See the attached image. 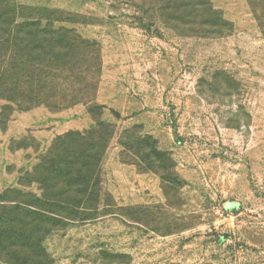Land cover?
<instances>
[{
	"label": "rangeland",
	"instance_id": "1",
	"mask_svg": "<svg viewBox=\"0 0 264 264\" xmlns=\"http://www.w3.org/2000/svg\"><path fill=\"white\" fill-rule=\"evenodd\" d=\"M15 2L75 33L36 98L69 106L0 127V214L28 221L58 136L105 148L86 192L48 190L81 203L30 227L42 259L0 264H264V0Z\"/></svg>",
	"mask_w": 264,
	"mask_h": 264
},
{
	"label": "trees",
	"instance_id": "2",
	"mask_svg": "<svg viewBox=\"0 0 264 264\" xmlns=\"http://www.w3.org/2000/svg\"><path fill=\"white\" fill-rule=\"evenodd\" d=\"M165 1L171 3V0ZM18 10L19 5L15 0H0V100L4 101L0 106L1 128L6 126L15 111H27L39 105L51 109L69 106L60 102L49 104L36 101V98L53 89L52 80L58 77L57 73L63 68L55 51L67 46L58 44L56 39L75 32L53 26L50 30H44L37 28L36 23L18 22ZM47 19L52 23L56 21ZM90 133L92 131L65 132L56 138V141L61 140L60 143L56 146L55 141L47 155L40 157L34 173L41 171L51 177L44 175L38 180L43 185L41 199L31 203L14 200L30 209L26 215L28 221L0 214V257H10L21 262L35 254L38 259H42L39 250H35V253L31 251V246H37L38 238L30 242L33 232L30 227L37 229L38 225L44 224L45 213L62 212L66 207H77L81 203L68 196L63 200L56 196L53 198L48 190L62 185V192L66 194L72 191L86 192L92 172L99 165L105 148L100 140L88 143V148L82 145Z\"/></svg>",
	"mask_w": 264,
	"mask_h": 264
},
{
	"label": "crops",
	"instance_id": "3",
	"mask_svg": "<svg viewBox=\"0 0 264 264\" xmlns=\"http://www.w3.org/2000/svg\"><path fill=\"white\" fill-rule=\"evenodd\" d=\"M34 110H29V111H22V113L20 112H16L12 114V116L10 117V119L7 121V126L5 129L6 131L10 130L11 128H13L15 125H13V123H15L17 120V118L19 117V127L21 128H30L34 125L33 122H36L35 120V112H33ZM17 113V114H16ZM18 125V124H16Z\"/></svg>",
	"mask_w": 264,
	"mask_h": 264
}]
</instances>
